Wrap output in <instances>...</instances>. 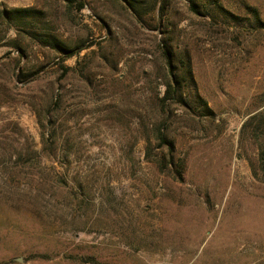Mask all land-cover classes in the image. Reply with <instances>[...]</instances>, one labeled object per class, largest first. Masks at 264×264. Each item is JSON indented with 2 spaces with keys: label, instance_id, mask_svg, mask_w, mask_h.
<instances>
[{
  "label": "rangeland",
  "instance_id": "374dc122",
  "mask_svg": "<svg viewBox=\"0 0 264 264\" xmlns=\"http://www.w3.org/2000/svg\"><path fill=\"white\" fill-rule=\"evenodd\" d=\"M134 1L0 0V264H264V0Z\"/></svg>",
  "mask_w": 264,
  "mask_h": 264
},
{
  "label": "trees",
  "instance_id": "16d2710c",
  "mask_svg": "<svg viewBox=\"0 0 264 264\" xmlns=\"http://www.w3.org/2000/svg\"><path fill=\"white\" fill-rule=\"evenodd\" d=\"M67 1L71 3L79 1L80 8H83L86 4V0H67ZM125 2H127L128 6L132 8L133 10H137L134 0H125ZM190 2L192 5V9L196 13L200 15H204V16L210 15L209 11H207L208 10L207 4H209L210 6H215V4L219 6L217 1L212 2L210 0H190ZM251 9L255 13L254 18H255L256 24L257 25L259 24L260 27H264V21L263 19H261L260 15L258 14V9L255 7H252ZM164 10H165V5L163 3L160 9V12H159V19L161 21H164V16H165ZM41 13H42V10L34 8V7H16L12 9L4 8L0 10V19H2L3 21L9 22L11 24H14V25L15 23H17L19 27L24 29L25 28L24 26L27 24V22H29V18L31 16H33L34 18L40 19ZM165 28L166 30H169L170 27L166 25ZM92 44L93 43L83 42L74 48L63 47L62 45L58 44L57 47L60 46L58 47V49H60L64 53V56L62 57L63 62H64L67 58H70L82 52L86 48L90 47ZM162 45L164 46L166 50L165 58H166V63H167V68H168V79L165 80V83H164L165 84V94L162 99L163 101L166 102L170 98V96L176 97L177 98L176 101L179 102L182 106L191 108L192 107L191 103L185 97V83L182 78L183 75H181V71H182L184 72V74L191 76V78L193 79V75H192L193 73H192L190 61L187 59V57H179L173 52L174 50L173 43L170 40V38L169 40L163 39ZM179 63L181 65H179ZM197 94H198L197 95L198 98L201 99L200 94L199 93ZM202 108L205 110L206 112L205 114L207 116H211L214 114L213 109H211L207 105V103L206 105L205 104L202 105ZM255 119H258L260 121V124L264 123V110L250 116V118L244 123V126L246 127ZM157 136L160 142L162 143L161 146L166 147L169 151L167 155V158H168L167 166H172L173 170L175 171L181 170L182 168L179 167L180 164H178L179 157L175 154L176 145L173 142V140L170 139L163 132L162 129L158 130Z\"/></svg>",
  "mask_w": 264,
  "mask_h": 264
}]
</instances>
